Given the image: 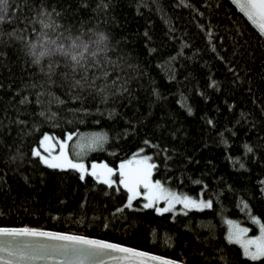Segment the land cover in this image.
Returning <instances> with one entry per match:
<instances>
[{"label":"trees","instance_id":"16d2710c","mask_svg":"<svg viewBox=\"0 0 264 264\" xmlns=\"http://www.w3.org/2000/svg\"><path fill=\"white\" fill-rule=\"evenodd\" d=\"M8 3L0 23V227L84 235L184 264H264L225 238L224 217L246 209L264 225V37L231 0ZM41 10L52 13L48 29ZM30 43L47 50L39 63ZM89 131L107 140L87 161L116 167L148 154L153 179L213 206L159 215L136 197L128 208L122 186L89 173L81 181L31 155L44 133ZM245 144L253 151L245 154Z\"/></svg>","mask_w":264,"mask_h":264},{"label":"snow or ice","instance_id":"6c2138e0","mask_svg":"<svg viewBox=\"0 0 264 264\" xmlns=\"http://www.w3.org/2000/svg\"><path fill=\"white\" fill-rule=\"evenodd\" d=\"M231 3L247 17V20L258 30L259 35L264 37V0H231ZM9 7L8 0H0V23L8 20ZM39 17L44 29L52 26V13L41 10ZM30 51L34 62L47 54V50L40 43H30ZM72 59L79 63L76 56H73ZM105 77H107V73H105ZM74 86L83 87L79 80L74 82ZM188 110L191 113V109ZM209 123L212 122L209 121ZM67 138L71 139V135H68ZM49 139L48 134H45L39 141V148H42L48 155L42 154L35 147L32 149L31 155L37 157L39 163L49 169H72L79 173L81 181L85 180L88 169L84 163L71 159L65 151L63 143L60 145L59 155H52V146L47 143ZM106 140L107 137L104 135L96 136L92 138L88 146L102 147ZM145 143L148 142L145 141ZM243 147L245 154L253 151L252 147L247 144ZM149 160L150 157L145 156L134 162L123 161L119 165V184L123 185L128 193V202L125 207H132V201L141 195L139 192L141 187L145 190L143 195L147 201L143 205L144 209L153 208L159 200L165 202L164 207H155V211L159 215L173 212L177 204L182 205L185 210H201L213 206L211 200L203 201L189 196L176 195L165 190L161 181L153 182L151 176L155 165L149 163ZM240 167L243 168L244 165L241 163ZM113 172L114 169L106 164H102L98 168L97 164L93 163L90 175L111 188L114 183ZM120 211L122 209H117V212ZM184 214L187 215V211ZM229 223L231 224L230 221ZM261 228L264 232V225ZM247 231L248 229L237 226L225 238L229 243L240 242L243 255L246 258L252 261L260 260L264 257V235L247 242H241V234ZM157 262L159 264H174L171 260L108 240L30 227H0V264H157Z\"/></svg>","mask_w":264,"mask_h":264},{"label":"rangeland","instance_id":"374dc122","mask_svg":"<svg viewBox=\"0 0 264 264\" xmlns=\"http://www.w3.org/2000/svg\"><path fill=\"white\" fill-rule=\"evenodd\" d=\"M45 134H48V136L50 137V139L48 140V144H50L52 146V155H59V149H60V145L63 143L65 146V151L67 152V154L69 155V157L71 159H73L76 162H82L84 163L85 167L88 169V173L90 174L91 172V167L92 164L95 163L97 164L98 168L100 165L102 164H106L108 167L114 169L113 172V176L112 179L114 181L113 184H118L120 186L123 187V185L119 184V165L121 164V162L123 161H136L138 159H141L145 156L149 157L148 154H144L141 152H137L135 154H133L132 156L128 157L125 160H122L118 163V165L116 167L110 166L107 163H105L102 160H91V161H87L85 158V155L88 151H90L91 149L95 148V147H89V143L92 140V138L96 137V136H101L102 134L97 132V131H89V132H79V133H67L65 134V136L63 138H53L51 134L49 133H44L39 141L43 138V136ZM68 135H71V139H68ZM39 141L38 144H35L33 146V148H38V150L44 154V155H48V153L44 152V150L42 148H39ZM32 148V149H33ZM149 163L153 164L151 159L149 160ZM117 172L118 177L115 178L114 174ZM151 179L154 181H156L155 179L152 178ZM162 184V183H161ZM163 188L167 191H170L171 193H174L176 195H181V196H189L193 199L196 200H203V201H207L210 200L209 198H204L201 196H193L187 193H182L179 192L175 189L169 188L167 186H165L164 184H162ZM124 188V187H123ZM125 189V188H124ZM126 190V189H125ZM127 191V190H126ZM144 189L143 187H141L139 189V192L141 193V195H138L137 197H141V203L142 205H144L145 203H147V201L144 198ZM128 202V193H127V200H126V204ZM165 206V202L163 200H159L155 205H154V209L155 207H164ZM203 209V208H202ZM181 210H185L183 209V206L180 204H177L175 207V210L173 212H178ZM225 219V223H226V236L229 235L231 232H233L236 227L238 226L239 228H243V229H248V231L246 233L241 234L240 237V241L241 242H247L248 240H253L254 238H258L261 237L262 235H264V232H262V228L261 226L263 225V223L261 222V220L258 218L257 215L253 214L252 212L249 211V209H246L244 211V215L242 218H236V217H230V216H226L224 217ZM255 218V220H254ZM229 221L231 222V224L229 223ZM236 244H238L240 246V242H234ZM241 247V246H240ZM242 252L243 249L241 248ZM253 251L255 250L254 248L252 249Z\"/></svg>","mask_w":264,"mask_h":264},{"label":"water","instance_id":"95a60500","mask_svg":"<svg viewBox=\"0 0 264 264\" xmlns=\"http://www.w3.org/2000/svg\"><path fill=\"white\" fill-rule=\"evenodd\" d=\"M54 232V231H53ZM134 249V248H133ZM138 250V249H137ZM140 251H142V250H140ZM144 252H146V251H144ZM149 253V252H148ZM150 254H152V253H150ZM153 255H155V254H153ZM155 256H158V255H155ZM158 257H161V256H158ZM161 258H165V257H161ZM165 259H168V258H165ZM168 260H171V259H168ZM171 261H173L174 262V264H184V263H181V262H178V261H175V260H171ZM157 264H159V262H157Z\"/></svg>","mask_w":264,"mask_h":264},{"label":"clouds","instance_id":"9594fccd","mask_svg":"<svg viewBox=\"0 0 264 264\" xmlns=\"http://www.w3.org/2000/svg\"><path fill=\"white\" fill-rule=\"evenodd\" d=\"M40 62V59L38 61H36V63H39Z\"/></svg>","mask_w":264,"mask_h":264}]
</instances>
